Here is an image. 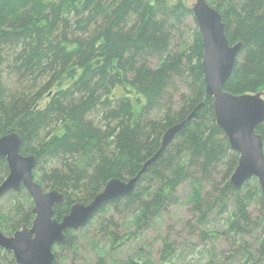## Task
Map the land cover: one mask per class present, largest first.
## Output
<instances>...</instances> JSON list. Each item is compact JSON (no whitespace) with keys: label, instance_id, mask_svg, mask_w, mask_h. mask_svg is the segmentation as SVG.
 I'll return each instance as SVG.
<instances>
[{"label":"trees","instance_id":"1","mask_svg":"<svg viewBox=\"0 0 264 264\" xmlns=\"http://www.w3.org/2000/svg\"><path fill=\"white\" fill-rule=\"evenodd\" d=\"M82 1L0 0V137L19 132L23 137L21 152L37 158L33 172L35 180L47 188L65 191L69 200L87 203L112 178L124 179L125 174L135 176L160 146L159 138L164 131L184 121L195 109L198 110V120L192 125L193 129L186 124L173 145L174 150L168 155L163 154L148 169V173L140 177L143 176L149 189L157 185L162 189L160 202L155 206L154 201L138 198L136 193L122 200L125 207H135L131 208L132 213L141 219L145 231L160 215L157 210L166 208L174 201L175 197L164 195L165 181L178 185L187 176L188 167L194 165L202 171L203 181L210 180L218 165L226 159L227 148L217 143L216 139L219 130L213 100L205 94L202 37L198 33L196 54L193 49L192 55L197 56V62L191 66L192 56L182 49L184 35L181 37L183 31L180 27L183 17L169 18L166 0H159L163 6L162 17L143 0H123L111 13L103 4L95 3L88 17L78 25H72L71 15L80 8ZM89 1L85 2V6ZM239 1V9L235 5L236 0H219L215 5L226 23L229 42L243 43L241 63L237 67L236 62L225 85V90L234 95L264 91V0ZM183 4L182 0L181 16L186 11H192ZM225 5L228 6L227 10H223ZM90 21L95 30L88 39L70 38L67 32H78L89 26ZM153 58L160 60V68L152 70L148 67V61ZM184 60L190 61L187 67L183 65ZM106 65L114 77L110 88L111 100L119 102L117 109L110 111L106 117L113 118L117 124L111 126L109 123L107 131L102 133L92 122L86 121L85 116L97 112V109L103 111L105 106L106 109L111 107L106 94L98 93L95 88L108 77V74L102 73ZM88 70L91 72L88 73ZM187 73L197 93L194 99L188 100L185 109L172 112L169 108V115L162 124L147 118L143 125L137 123L131 127L135 116L133 109L141 105L140 96L148 100L142 110L145 113L162 106L167 98L171 102L170 88H175V80L184 78ZM95 74L103 76L101 83L97 81L92 84ZM8 76H15L19 85L12 97H7L5 79ZM44 77L50 78L46 87L42 85ZM73 79L72 85L76 86L74 93L59 91L49 104L46 103L52 87ZM125 97L131 107L123 100ZM207 117L212 122L207 129L208 134L201 129L207 123L203 120ZM117 129H120V133L115 142L116 148L107 156L106 145ZM257 132L264 141V122ZM186 150L191 153L190 157L183 162V169L175 172V162L180 158L178 154ZM96 157H101V162L90 174L89 168L92 166L89 164H95ZM58 159L62 160V168H47L48 164L55 165ZM238 161L239 156L232 157L229 175L233 174ZM0 170L5 176L9 173L5 159L0 160ZM2 182L3 178L0 177V184ZM227 182L229 192L240 199V190L234 188L230 178ZM248 184L247 181L245 188ZM171 190L168 188V192ZM254 190L264 207V194L257 178ZM75 193L78 196H74ZM218 195L219 203L216 201L217 205H214L210 202L209 212L217 210L221 201L228 203L226 189ZM195 197L197 200L198 196ZM8 215L0 216V226L3 230L6 228L7 234L14 233L23 223H31L32 220L31 209L23 205H18ZM195 228L192 227L193 232ZM215 235V232L202 233L200 238L208 240L220 236Z\"/></svg>","mask_w":264,"mask_h":264},{"label":"rangeland","instance_id":"2","mask_svg":"<svg viewBox=\"0 0 264 264\" xmlns=\"http://www.w3.org/2000/svg\"><path fill=\"white\" fill-rule=\"evenodd\" d=\"M86 1L87 0H83L80 3V5L82 4V7L80 6L78 10L72 13V25H78L81 20L88 17L92 12V5L95 3L103 4V6L108 9L109 13H111L123 0H91L88 2V6H85ZM143 1L157 10L159 17L164 15L163 10H161L163 6H161L159 0ZM181 1L182 0H166V9L170 10L168 12L166 11V13L171 19L183 17L182 25L180 27L183 31L181 37L184 35L182 49H185L188 55L192 56L193 49L194 54H196L195 47L197 45L196 38L198 37V33L201 34L196 16L193 12V6L197 0H183V5H186L192 10L184 12L183 16L180 15ZM206 1L212 7L216 8L215 5H217L219 0ZM229 4L230 3L228 2V5ZM235 5L239 9L240 1L236 0ZM227 8V5L223 6V10H227ZM238 9L237 11H239ZM79 10L81 11L78 12ZM180 19L181 18L178 20ZM91 22L92 21L89 23L90 27L87 26L84 29L81 28L78 32L74 30L73 32L71 31L67 33H69L71 39L83 37V39L86 40L90 37V33L95 30V26ZM172 49L173 47L171 45L170 50ZM240 54L236 60L237 67H239L242 60ZM203 59L201 62H203ZM191 60V66L196 64L197 56H192ZM148 62V67L152 70L158 69L162 66V63H160L158 58H153V60L150 59ZM188 62L190 61L187 60L185 62L184 60L183 65L187 67ZM190 65L189 67L191 68ZM105 68V71L102 72L108 74V77L105 78V82L103 84L101 83L103 80L101 74H95L93 77L96 78L91 82L92 84H95L97 81L98 83H101V85H97L95 88L98 90V93H103L102 95L106 94L105 97H108L109 99L108 105L111 107L106 109L107 106H105V109L102 108L104 109L103 111L97 109V112L85 116L86 121L92 122L93 126L102 133L107 131V125L109 123L111 126L117 124V121L113 118L107 119L106 117L110 111L117 109V103L119 102L111 100L113 97L111 96L110 88L111 81L114 77L109 72L107 65ZM87 72L89 73L91 70H88ZM188 76L187 73L184 78L181 77L175 80L176 87L170 88L169 90V97H171L172 100L171 102H168L167 98L162 106H156L152 108L150 112L147 111L145 113V110L142 112L145 105H147L148 100L145 96H140L141 105L136 106L133 109L135 116L132 120L131 127L135 126L137 123L143 125L147 118L153 122L162 124L166 121V117L169 115V108L172 109V112H180L185 109L184 107L188 100L195 97L197 93L195 91L196 89L192 87V81ZM126 78L129 79L130 77L127 76ZM49 79L50 78L44 77L42 80V85L44 87L48 85L50 81ZM75 79L72 81L66 80L52 87L51 92L47 95V100H45L46 103L48 102L47 104H49L53 95L59 91H69L70 93H74L76 91V86H74V84L72 85V83ZM5 86L8 91L7 97L14 96L19 87L17 78L15 76L6 77ZM104 86H106V88ZM76 95H78V93H76ZM62 98L64 99L63 96ZM123 100L127 101L131 107L127 97L123 98ZM212 100L214 101L213 98ZM194 111L196 115L188 120V117ZM194 111L185 119V125H190L192 129V125L198 120V110L195 109ZM203 120H206L205 122L207 123H204L205 129H201L207 131L206 134H208L209 130L207 129L210 128V125L212 126V122L210 117ZM215 121L218 126L217 120ZM182 130L165 148L160 157L148 167V169L153 166L163 154L168 155L174 150L173 145L177 141V138L181 136ZM218 130V137L216 138L218 141L217 143L227 148V155L226 159L218 165L217 170L212 173L210 180L203 181L202 171L194 165V167H188L187 176H185L183 181H180L178 185L165 181V185L163 184L164 195L175 197L174 201L172 200L173 203H169L166 208L163 209L162 207L158 209L157 211H160V215L157 218L155 217L150 228L144 231V225L141 222V219L132 213V209L135 207H129L128 205L125 207L123 204L124 201L122 200L128 198L131 194L136 193L138 198L154 201L156 206V204L160 202L159 196L162 189L160 190L158 185L149 189L144 181L145 179H143V176L140 178V175V180L138 179L135 188L129 195L111 201L99 210L88 221V223L83 226L82 230L73 231L70 236L72 242L69 245H57L55 247V253L57 256L55 264H264V207L258 196L253 193L255 191L256 178H250L248 180L249 184L246 188L245 185L247 181L242 185L239 189L240 193H238L240 199L236 198L235 194L229 192V188L226 186L228 179L230 178L231 181L233 175L228 174L231 159L234 156H240V154L230 146L225 131L219 126ZM165 132L166 131H164V133ZM119 133L120 129H117L114 136L109 138V144L106 145L107 151L105 150L107 156H110L108 152H112L116 148L115 142ZM164 133L160 136V146L155 150L153 155L161 148ZM190 154L191 153L187 150L178 154L180 158L175 162V172L183 169V162L189 159ZM88 158L89 155H87L86 160H88ZM96 158L95 164H89L92 166H89L90 174L93 173L96 165L101 162V157ZM54 166L62 168V160L58 159L53 166L48 164L47 168H52ZM148 169L142 175L148 173ZM3 173L4 172H1L0 170V177L4 180L7 176ZM37 175H40V170L37 171ZM133 177L134 175L131 176V174H125L123 180H129ZM257 181L260 184L258 179ZM168 188L172 189L171 192H168ZM225 189L226 195L229 198L228 203L225 204L221 201V205L219 206L218 204L217 210L209 212V205H211V203L217 205V202L219 203V201H217L218 194L221 190L225 191ZM73 195L78 196L77 193ZM195 196H198L197 200H195ZM18 205H23L27 209H34L35 204L33 198L29 191L24 187L18 191L12 190L2 198L0 201V216H9L8 214H10V212ZM136 205L137 203L135 206ZM245 214H247V217ZM33 219L34 215L32 214L31 221H33ZM193 226L196 227L194 232L192 230ZM3 231L5 232L6 228H4ZM212 232H215L216 235L218 234L220 236L215 238L210 237L208 240H201L200 234ZM0 264L20 263L17 261L13 252L0 249Z\"/></svg>","mask_w":264,"mask_h":264},{"label":"water","instance_id":"3","mask_svg":"<svg viewBox=\"0 0 264 264\" xmlns=\"http://www.w3.org/2000/svg\"><path fill=\"white\" fill-rule=\"evenodd\" d=\"M193 12L204 46L202 66L205 73V94L214 99L218 126L227 134L232 149L240 154L238 166L230 182L239 190L250 178H257L264 194V141L262 135L257 132L264 122V92L234 95L225 90L243 43L230 44L222 14L206 0H197ZM195 115L194 111L188 120ZM185 123L186 120L166 130L161 148L143 164L136 176L129 180L112 178L90 202L75 203L70 214L60 223L53 218L54 207L64 201V194L58 190L45 192L34 180L36 156L21 153L23 137L19 132L1 136L0 160L7 161L9 174L0 184V199L7 192L18 191L24 186L34 199L33 213L36 217L31 228L24 226L11 237L6 236L0 228V247L12 251L20 264H54L52 247L56 242L64 241V230L85 226L105 205L129 195L140 175L160 157L181 132Z\"/></svg>","mask_w":264,"mask_h":264},{"label":"flooded vegetation","instance_id":"4","mask_svg":"<svg viewBox=\"0 0 264 264\" xmlns=\"http://www.w3.org/2000/svg\"><path fill=\"white\" fill-rule=\"evenodd\" d=\"M223 17V16H222ZM223 21H224V19H223ZM225 22V21H224ZM226 24V23H225ZM226 36H227V34H226ZM228 38V37H227ZM238 43V42H237ZM237 43H235V44H237ZM231 44V43H230ZM235 44H231V45H235ZM243 48V47H242ZM241 51H242V49H241ZM240 51V52H241ZM240 54V53H239ZM238 54V55H239ZM264 91H260V92H257V93H263ZM252 94H255V93H252ZM172 127V126H171ZM170 128V127H169ZM168 128V129H169ZM22 149V148H21ZM22 153V152H21ZM23 154V153H22ZM24 155V154H23ZM8 164V163H7ZM36 164H37V158H36ZM36 167V166H35ZM9 168V167H8ZM35 169V168H34ZM34 172V171H33ZM9 174V173H8ZM8 176V175H7ZM33 177H34V175H33ZM34 180H35V178H34ZM36 182H38L37 180H35ZM39 183V182H38ZM40 184V183H39ZM107 184V183H106ZM41 186H42V188L44 189V191L45 192H47V191H50V190H58V189H47V188H45L42 184H40ZM22 187H24V186H22ZM21 187V188H22ZM25 188V187H24ZM27 189V188H26ZM104 189V188H103ZM28 190V189H27ZM12 191V190H11ZM11 191H9V192H11ZM60 193H63L64 194V201L62 202V203H60V204H56L55 205V207H54V216H53V218L54 219H56L59 223L60 222H62L63 221V218L66 216V215H68V214H70V212H71V207L75 204V203H84L83 201H79V200H69V196H68V194L65 192V191H62V190H58ZM102 191V190H101ZM100 191V192H101ZM9 192H7L6 194H4V196L5 195H7ZM98 194V193H97ZM96 194V195H97ZM95 195V196H96ZM3 196V197H4ZM32 196V195H31ZM94 196V197H95ZM2 197V198H3ZM2 198L0 199V201L2 200ZM33 198V197H32ZM33 201H34V199H33ZM88 203V202H87ZM34 204H35V202H34ZM34 207H35V205H34ZM31 213L34 215V219H35V217H36V215L33 213V209L31 210ZM34 219H33V221H34ZM33 221H31V223H23L22 224V226L17 230V231H20V230H22L23 229V227L24 226H27L28 228H31L32 227V225H33ZM0 228H1V226H0ZM83 229V227H80V228H77V229H73V228H71V229H66V230H64V235H65V239H64V241L63 242H56L54 245H53V247H52V251H53V253H54V255H55V259H54V264H55V261H56V258H57V256H56V253H55V247L57 246V245H69L70 243H71V234H72V232L73 231H77V230H82ZM1 230H2V232L6 235V236H9V237H11V236H14L15 235V233L17 232V231H15L14 233H12V234H7L6 232H4L3 231V229L1 228ZM68 242V244H66ZM0 249H5V248H2V247H0ZM5 250H7V249H5ZM8 251V250H7ZM12 252V251H11Z\"/></svg>","mask_w":264,"mask_h":264}]
</instances>
